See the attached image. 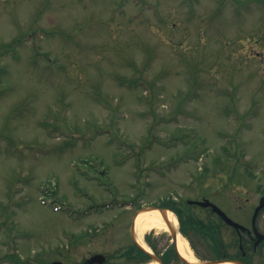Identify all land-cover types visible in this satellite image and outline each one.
<instances>
[{"label": "rangeland", "instance_id": "rangeland-1", "mask_svg": "<svg viewBox=\"0 0 264 264\" xmlns=\"http://www.w3.org/2000/svg\"><path fill=\"white\" fill-rule=\"evenodd\" d=\"M259 184L264 0H0V264L55 258L59 204Z\"/></svg>", "mask_w": 264, "mask_h": 264}, {"label": "flooded vegetation", "instance_id": "flooded-vegetation-1", "mask_svg": "<svg viewBox=\"0 0 264 264\" xmlns=\"http://www.w3.org/2000/svg\"><path fill=\"white\" fill-rule=\"evenodd\" d=\"M252 193L251 198L247 195L244 199L224 201L215 198L219 194L203 193L192 198L194 201L209 199L237 225L226 222L211 205L203 206L191 202L190 198L175 196L168 202L176 209V224L161 229L151 227L140 236L136 234L135 218L144 204L136 199L130 204L133 209L122 215L79 217L72 222L78 226L62 233L67 236V242L55 251L52 261H61V264H264V194L258 189ZM106 203H100L105 205L106 212L114 208L121 210L120 205ZM152 205L161 207L162 203ZM179 237L185 242L190 259L179 253L176 244Z\"/></svg>", "mask_w": 264, "mask_h": 264}, {"label": "bare ground", "instance_id": "bare-ground-1", "mask_svg": "<svg viewBox=\"0 0 264 264\" xmlns=\"http://www.w3.org/2000/svg\"><path fill=\"white\" fill-rule=\"evenodd\" d=\"M166 216V217H165ZM176 224L175 217L170 211L162 215L159 210H146L140 211L135 218V228L137 236H140L142 232L147 231L151 227H156L158 229L168 228ZM177 249L179 253L187 258H191L185 242L181 237L177 239Z\"/></svg>", "mask_w": 264, "mask_h": 264}, {"label": "water", "instance_id": "water-1", "mask_svg": "<svg viewBox=\"0 0 264 264\" xmlns=\"http://www.w3.org/2000/svg\"><path fill=\"white\" fill-rule=\"evenodd\" d=\"M199 204L204 205V206L211 204L213 206V209L216 210L217 212H219L221 214V216L225 219V221L237 225L236 223H234L233 221H231L224 213H222L219 210V208H217L215 205H213L212 203H210L208 200H205L203 202L201 201V202H199ZM150 209H153V207H150ZM159 211L161 213H164V211L162 209H159ZM51 264H61V263L60 262H52Z\"/></svg>", "mask_w": 264, "mask_h": 264}, {"label": "trees", "instance_id": "trees-1", "mask_svg": "<svg viewBox=\"0 0 264 264\" xmlns=\"http://www.w3.org/2000/svg\"><path fill=\"white\" fill-rule=\"evenodd\" d=\"M11 48V44H6L5 45V48H4V50L6 51V50H8V49H10ZM12 49V48H11ZM204 174V172H202V173H200V174H198V176L200 175H203ZM162 206H166V207H169V208H172V209H174V206L171 204V203H169V202H164V203H162Z\"/></svg>", "mask_w": 264, "mask_h": 264}]
</instances>
